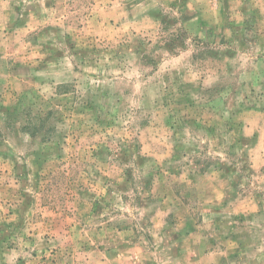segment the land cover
Wrapping results in <instances>:
<instances>
[{"label":"rangeland","instance_id":"1","mask_svg":"<svg viewBox=\"0 0 264 264\" xmlns=\"http://www.w3.org/2000/svg\"><path fill=\"white\" fill-rule=\"evenodd\" d=\"M0 264H264V0H0Z\"/></svg>","mask_w":264,"mask_h":264}]
</instances>
